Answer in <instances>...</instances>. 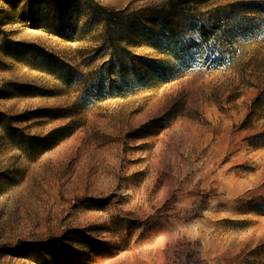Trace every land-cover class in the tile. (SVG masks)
Listing matches in <instances>:
<instances>
[{
	"label": "rangeland",
	"instance_id": "rangeland-1",
	"mask_svg": "<svg viewBox=\"0 0 264 264\" xmlns=\"http://www.w3.org/2000/svg\"><path fill=\"white\" fill-rule=\"evenodd\" d=\"M96 1L139 29L0 0V264H264V0ZM154 8L187 60L145 39ZM108 36L137 75L86 90Z\"/></svg>",
	"mask_w": 264,
	"mask_h": 264
},
{
	"label": "trees",
	"instance_id": "trees-1",
	"mask_svg": "<svg viewBox=\"0 0 264 264\" xmlns=\"http://www.w3.org/2000/svg\"><path fill=\"white\" fill-rule=\"evenodd\" d=\"M86 3L90 7L91 12L94 16L101 17L105 21L107 29L111 27L119 28L130 26H134L136 30L139 29V26L135 21H123L124 18L122 16L121 10H110L96 0H86ZM179 4L181 5L182 2H179ZM177 7V4L173 2L171 7L169 8L170 12L176 10ZM65 14L68 15L69 12L66 11ZM146 19L147 22H156L160 25L159 30L157 28V25H145L142 30V32H144L143 35L145 39H147L148 41H154L155 47H158L159 42L165 40L172 47L171 55L174 59L183 61L187 60L189 56L192 55L190 48L193 44L192 42H194L195 39L186 36L184 32H182L183 30L179 27V23L176 22L175 18H171V15H168L165 9H149V14L148 16H146ZM190 27L193 28L194 24H190ZM197 33L203 40H208L210 37V33L206 25L199 28ZM106 39L109 43L110 48L112 49V52L110 53L111 59L96 71L95 77H93L89 84H87L86 90H102L105 88L108 80H111V83L113 85L119 80L121 86L123 87L124 85H128V83H130V79L133 75H137V73L134 72V69H136L137 66L134 65L132 67H129L128 65H126L125 62L120 57H118V53L120 54V56L122 55L132 63L136 62L138 56L127 46L116 44L115 40L112 37L108 36ZM151 60L154 63L153 65H151V67L155 70L160 68V66H163L162 68H164L166 65H163L161 61L157 59ZM163 62L166 63L168 61L164 60ZM114 75L117 76V79L113 78ZM68 79L71 78L69 77Z\"/></svg>",
	"mask_w": 264,
	"mask_h": 264
}]
</instances>
